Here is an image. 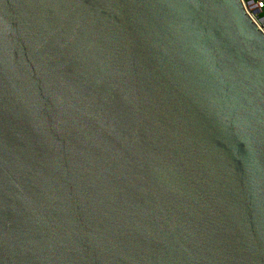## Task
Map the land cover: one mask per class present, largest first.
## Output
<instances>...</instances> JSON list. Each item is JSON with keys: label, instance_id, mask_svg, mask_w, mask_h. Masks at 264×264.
Instances as JSON below:
<instances>
[{"label": "water", "instance_id": "obj_1", "mask_svg": "<svg viewBox=\"0 0 264 264\" xmlns=\"http://www.w3.org/2000/svg\"><path fill=\"white\" fill-rule=\"evenodd\" d=\"M0 264H264L241 0H0Z\"/></svg>", "mask_w": 264, "mask_h": 264}, {"label": "built area", "instance_id": "obj_2", "mask_svg": "<svg viewBox=\"0 0 264 264\" xmlns=\"http://www.w3.org/2000/svg\"><path fill=\"white\" fill-rule=\"evenodd\" d=\"M241 2L251 20L264 32V15L262 18L259 17V13L264 9V0H241Z\"/></svg>", "mask_w": 264, "mask_h": 264}, {"label": "rangeland", "instance_id": "obj_3", "mask_svg": "<svg viewBox=\"0 0 264 264\" xmlns=\"http://www.w3.org/2000/svg\"><path fill=\"white\" fill-rule=\"evenodd\" d=\"M263 15H264V13H263V11H261V12L259 13V17L262 18ZM263 21H264V20H263ZM263 21H262V22H263Z\"/></svg>", "mask_w": 264, "mask_h": 264}, {"label": "crops", "instance_id": "obj_4", "mask_svg": "<svg viewBox=\"0 0 264 264\" xmlns=\"http://www.w3.org/2000/svg\"><path fill=\"white\" fill-rule=\"evenodd\" d=\"M261 11H263V13H264V9H262Z\"/></svg>", "mask_w": 264, "mask_h": 264}]
</instances>
